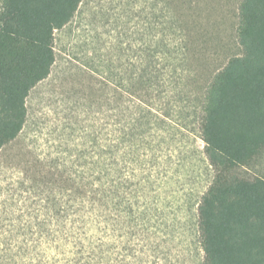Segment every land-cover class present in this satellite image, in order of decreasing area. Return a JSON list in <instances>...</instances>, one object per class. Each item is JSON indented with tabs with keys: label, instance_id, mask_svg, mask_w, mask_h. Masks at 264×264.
I'll return each instance as SVG.
<instances>
[{
	"label": "rangeland",
	"instance_id": "obj_1",
	"mask_svg": "<svg viewBox=\"0 0 264 264\" xmlns=\"http://www.w3.org/2000/svg\"><path fill=\"white\" fill-rule=\"evenodd\" d=\"M178 1L82 0L55 31L51 73L30 91L23 129L0 151V264H68L75 239L87 238L119 260L130 261L132 249L140 264H202L197 207L213 173L198 108L213 74L241 54L240 0ZM167 8L196 22L187 35L190 73L181 80L178 71L156 102L139 106L131 79L144 42L157 29L166 36ZM130 114L148 147L143 163L124 166L117 213L73 194L71 180L99 160L109 124ZM238 174L264 176V154Z\"/></svg>",
	"mask_w": 264,
	"mask_h": 264
},
{
	"label": "trees",
	"instance_id": "obj_2",
	"mask_svg": "<svg viewBox=\"0 0 264 264\" xmlns=\"http://www.w3.org/2000/svg\"><path fill=\"white\" fill-rule=\"evenodd\" d=\"M81 1L2 2L0 151L22 131L26 99L38 83L48 78L55 63L54 33L71 22ZM182 2L191 5L194 0ZM170 14L171 22L162 30L167 31L166 36L157 29L140 49L138 74L131 79L132 99L139 106L156 102L172 86L169 78L178 71L181 80L190 73L184 69L187 35L196 28V22L183 21V15L176 11ZM237 19L241 54L229 58L213 74L198 108L200 139L213 173L197 207L202 264H264V176L238 174L264 154V0H240ZM111 123L99 160L92 157L94 161L88 162L86 171L79 173L80 179L71 180V189L73 194L99 207L111 205L119 213L124 182L121 174L125 167L144 162L141 155L148 147V136L145 140L146 136L138 133L141 124L133 114ZM85 176L91 181L83 180ZM56 216L64 218L60 212ZM75 242L74 257L68 264H140L132 249L128 254L132 261L119 260L110 256L104 244L90 238ZM124 250L127 252L128 247Z\"/></svg>",
	"mask_w": 264,
	"mask_h": 264
}]
</instances>
